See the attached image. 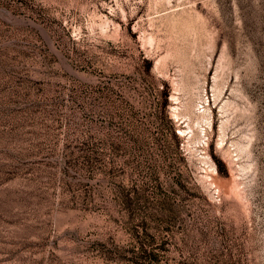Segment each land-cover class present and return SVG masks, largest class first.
<instances>
[{
    "label": "rangeland",
    "instance_id": "rangeland-1",
    "mask_svg": "<svg viewBox=\"0 0 264 264\" xmlns=\"http://www.w3.org/2000/svg\"><path fill=\"white\" fill-rule=\"evenodd\" d=\"M0 264H264V0H0Z\"/></svg>",
    "mask_w": 264,
    "mask_h": 264
},
{
    "label": "bare ground",
    "instance_id": "bare-ground-1",
    "mask_svg": "<svg viewBox=\"0 0 264 264\" xmlns=\"http://www.w3.org/2000/svg\"><path fill=\"white\" fill-rule=\"evenodd\" d=\"M48 38V37H47ZM50 41V40H49ZM196 120V119H195ZM197 120H199L198 118H197Z\"/></svg>",
    "mask_w": 264,
    "mask_h": 264
}]
</instances>
